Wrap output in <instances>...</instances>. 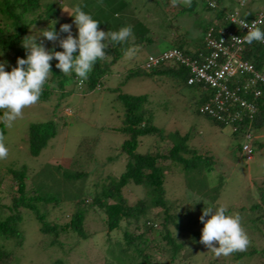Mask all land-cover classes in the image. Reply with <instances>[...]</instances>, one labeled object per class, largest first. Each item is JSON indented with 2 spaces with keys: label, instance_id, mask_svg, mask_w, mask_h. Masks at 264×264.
<instances>
[{
  "label": "rangeland",
  "instance_id": "374dc122",
  "mask_svg": "<svg viewBox=\"0 0 264 264\" xmlns=\"http://www.w3.org/2000/svg\"><path fill=\"white\" fill-rule=\"evenodd\" d=\"M77 1L84 5V0ZM129 1L128 16L131 23L133 24L135 20L144 21L151 42L135 44L138 52L134 58H127L123 53L120 58L113 61L103 75L99 88L90 91L80 90L72 85L71 80H67L65 84L69 90L65 91L63 96L55 88L47 99H40L36 104L25 108L22 118H18L11 128L5 129L9 156L5 160H0V204H9L10 196L17 194L16 181L10 173L21 169L22 164V170L26 171L27 188L31 187L32 176V180L38 184L42 176L50 174L52 182L55 183L60 169L84 170L87 173L86 186L89 191H94V187L99 188L101 178L107 174L119 175L124 170L126 162V154L120 150L121 144L129 136L120 130L125 106L123 101L118 99V95H145L143 107L150 123L165 134L170 132L187 134L186 142L191 152L184 155L188 157L193 152L201 157L192 159L191 162L196 160V166L189 169L170 159L158 160L164 170L165 198L170 201L185 198L184 200L188 202H195L200 198L208 201L209 205H226L229 214L241 216L242 225L253 243L252 247H258L260 250L264 247L262 236L264 203L260 197V194L264 193V126L254 130L256 141L253 157L246 161L240 151L242 135L233 133L232 125L220 126L199 113L198 109L204 98L203 89L186 85L181 75L152 73L142 68L148 54L178 46L177 41L180 39L184 45H191L193 40H196L195 44H201L206 28L204 23L214 18L213 12L206 10L200 0H196L197 5L192 10L183 4L173 6L171 0ZM251 1L250 11L255 12L259 8H264V2ZM64 2L53 18L46 22H33L31 26L25 28L24 38L35 36L36 43H43L46 49L55 50L49 49L51 46L63 51L59 41L54 43L41 35L47 25L50 29L52 21H57L54 27L60 39L68 35L60 32V25L65 23L72 25V35L78 36L74 18L69 15L75 4L72 6L71 0H67L70 6L68 7ZM235 2L236 0H221L218 4L230 10ZM24 22L26 25L29 24L28 16ZM42 25H45L43 29L40 28ZM44 40H47L46 44ZM109 59L108 56L107 60ZM47 121L50 124H46V131L40 126V132L46 136L53 135L47 139L38 155H32L28 142L29 127L33 122ZM154 137V134L140 136L137 151H149L154 143ZM257 141L261 146H257ZM170 144V138L163 139L160 152L166 153ZM48 175L46 180L50 182ZM38 187L41 189V185ZM146 191L147 188L143 184L128 182L122 193L127 201L132 203L143 197ZM70 202L63 199L58 207L50 211V207L45 204H38L37 207L40 212H46L48 220L63 222L69 214ZM254 204L257 206L249 208ZM20 211L21 220L17 227L19 226L21 232V237L19 236L21 242L17 244L16 237L5 238L0 235V249L6 251L9 257L3 262L0 260V264H49L57 258L65 264L103 263L101 252L106 247L103 244L106 228L102 214L92 210L87 214L84 227L89 234L92 233L87 238L77 240L74 235L66 237L59 234L57 239L60 242L52 243L53 235L39 231V224L32 211L26 207H20ZM260 214L262 217H259ZM157 223L155 222V225ZM128 230L138 233L143 228H137L133 222L128 226ZM120 231L115 232V237L121 236ZM214 244L219 246L218 242ZM208 251L210 250L201 243L196 250L191 247L181 250L180 257L189 256L193 252L191 257L193 264H207ZM151 252L154 254L155 251ZM263 259L264 254L260 256L253 254L243 257L241 262L233 259L232 255L213 260L217 264H261Z\"/></svg>",
  "mask_w": 264,
  "mask_h": 264
},
{
  "label": "trees",
  "instance_id": "16d2710c",
  "mask_svg": "<svg viewBox=\"0 0 264 264\" xmlns=\"http://www.w3.org/2000/svg\"><path fill=\"white\" fill-rule=\"evenodd\" d=\"M63 1L70 7L67 0H0V61H7L8 66L5 69L6 71L10 72L12 67L16 66L18 57L27 58V50L22 46V41L26 34L25 28L31 26L33 22H46L48 19L53 18L55 13L59 11V7ZM200 1L206 10L213 12L212 17L214 18L204 23L206 28L211 25V21L214 19H218V21L225 20V15L229 9H225V6L218 4V2L221 3V0H215L216 6L214 7L209 6L205 0ZM260 1L264 2V0ZM79 2L77 0H71L70 4L73 6L74 4H79ZM129 2V0H84V5H80L85 12L92 15L93 19L100 22V30L118 31L123 26L132 25L135 37L134 44H139L143 41L151 42V39L147 35L149 30L144 21L135 20L133 24L131 23L130 17L128 16L130 15L128 13ZM251 2V0H246V4L241 6L240 1L236 0L234 5H231L230 10H237L241 17L250 18L255 13L252 10L250 11ZM196 5L197 1L192 0V7L187 8L192 10ZM26 16L29 17L28 25L24 22ZM43 27L45 25H42L40 28L43 29ZM48 27L47 25L45 30ZM262 30H264V24ZM46 41L44 40V44H46ZM177 45L189 55L197 53L189 45H184L182 39L177 41ZM128 46L118 44L110 45L106 49L110 59L97 61L86 81L80 80L76 77L75 73L69 76L63 75L55 67L58 61L53 59L51 61L52 75L48 83L44 86V91L40 99H45L55 88L63 96L65 91L69 90L66 89L67 84L65 83L67 80H71L72 85L75 88H80V90L86 89L90 91L96 86H100V81L103 75L109 70L110 64L120 58L124 53V49ZM200 46H202V43L197 47ZM49 49L59 51L57 47L52 48L49 46ZM77 54L78 52L74 55ZM243 55L250 60L254 67L264 71V43L256 41L251 44L247 43ZM149 71L152 73L161 72L166 75L178 74L185 80L187 77L182 67L164 63L157 65ZM189 86L202 88L204 92L203 102L208 99L209 91L206 88L198 84ZM118 99H121L125 106L123 124L120 126V130L129 136L123 141L120 149L126 154L124 170L117 176L107 174L101 178L99 188L94 187V191L87 189V173L84 170L77 169L68 171H62L60 169L57 175L58 180H54L55 183L52 182L50 174H47L50 182L46 180L47 175H45L41 177L40 184L32 180V176L30 179L31 187L27 188L26 171L22 170V164L21 169L13 170L10 173L16 181L15 191L17 194L10 196L9 204H0V235H3L5 238L16 237L17 244H20L21 232H19V226L17 227V225L21 220L20 207H26L32 211L34 218L37 220L39 231L53 235L52 243L56 241L60 242L57 239L59 234L66 237H70L68 235H74L77 240H80V238L85 239L92 235L84 227V220L87 214L91 212L90 210H92V212H98L103 215L106 228V233L103 236V244L106 247L101 252L104 258L102 264H193L191 258L193 252L189 256L180 257L181 250L188 247L196 250L199 247L201 244L202 229L204 227L200 221L203 209L212 205L214 208L218 206H214V204L209 205L208 201L200 200V198L195 202H188L184 200L185 198H178L177 201H170L165 198L163 188L164 170L158 160L170 159V161L180 163L183 168L189 169V167L196 166V160L191 162L192 159H196L195 157L201 159V157L193 152L188 157L184 155L185 153L191 152V148L186 142L187 134L179 135L171 132L165 134V132L160 131L159 128L150 123L146 116V109L143 107L146 101L145 95L119 94ZM248 99L250 100L251 96ZM254 102L255 112L253 115L249 117L244 113L242 115V121L237 125L238 130L233 132L240 135V129L243 126L248 127L252 134L251 143L253 149L256 141L254 130L264 126V86L261 88V93ZM199 113L210 118L220 126L224 125L206 113L200 111ZM2 115L3 111H0V116ZM46 124H50L49 121L33 122L29 127L28 142L32 155H38L41 148L45 146L47 139L53 135L48 134L46 136L40 132V126H43V131H46ZM0 129H3L2 123H0ZM148 134L155 135L154 143L151 145L152 147L146 152L137 151V146L140 141L139 137ZM167 137L171 139V144L166 153H161L159 150L161 147L160 144L162 145V140ZM257 146H261L258 141ZM52 177L53 179L55 178V176ZM128 182L143 184L147 188L144 196L132 203L128 202L122 193L123 187ZM39 185H41V189L38 187ZM204 197L206 199V194ZM260 197L261 199L263 198L262 202L264 203L263 192L260 194ZM63 199L71 201L69 214L66 215L63 222L48 220L46 212H40L37 207L38 204H45L50 207V211L58 207ZM252 206H257V204L251 205L249 208H254ZM157 208L160 210H156ZM153 210L156 211L153 212ZM259 217H262V214ZM208 218L205 217V219ZM133 222L137 228L141 227L143 230L138 233L128 230V226ZM155 222H158L157 225H155ZM118 230H121V236L115 237V232ZM262 236L264 237V233ZM252 244L247 251L232 254V258L241 262L245 256H251L253 254L260 256L264 254V247L258 250V247H252ZM151 251H155L154 254ZM207 254L208 259L206 263L217 264L213 260L217 257L211 251H208ZM6 259H9L8 253L0 249L1 262ZM49 264H65V262L57 258ZM261 264H264V259Z\"/></svg>",
  "mask_w": 264,
  "mask_h": 264
},
{
  "label": "clouds",
  "instance_id": "9594fccd",
  "mask_svg": "<svg viewBox=\"0 0 264 264\" xmlns=\"http://www.w3.org/2000/svg\"><path fill=\"white\" fill-rule=\"evenodd\" d=\"M171 4L173 6L183 4L190 8L192 0H171ZM240 4L245 5L246 0H240ZM259 9L264 10V8ZM69 15L74 18V24L78 29L77 37L72 35V25L65 23L60 25V32L68 35L60 39L54 27L57 21H52V27L43 30L41 35L48 41L54 43L59 41V46L63 51L48 50L43 43H36L35 36H28L22 41V46L27 50L26 59L18 57L16 66L12 67L10 72L5 70L8 66L7 61H0V111H3L0 123L4 126L0 129V160H5L9 156L5 129L11 128L18 118H22L25 108L40 100L44 86L52 75L51 61L53 59L58 61L55 67L63 75L69 76L75 73L80 80L86 81L97 61H104L108 58L109 54L106 49L109 45H129L124 49V55L130 59L134 58L138 52V47L134 44L132 25L123 26L118 31L100 30V22L85 12L80 4H76ZM239 23L241 27L249 30L242 39L232 37L234 41L248 44L254 41L264 43V30L257 26L264 24V20L254 21L251 26L244 19H241ZM197 46L196 44L191 48L194 50ZM77 51L78 54L74 55ZM205 217L209 218L205 219ZM200 221L204 225L200 243L216 257H228L237 252H245L251 245L250 237L242 225L241 216L229 214V208L226 205L215 208L205 207ZM214 242H218L219 246H215Z\"/></svg>",
  "mask_w": 264,
  "mask_h": 264
},
{
  "label": "built area",
  "instance_id": "2783aa9c",
  "mask_svg": "<svg viewBox=\"0 0 264 264\" xmlns=\"http://www.w3.org/2000/svg\"><path fill=\"white\" fill-rule=\"evenodd\" d=\"M214 7V1L208 2ZM244 19L249 26L254 21L264 20V10L259 9L250 18L241 17L237 10H229L224 21L215 19L204 32L203 44L189 55L182 48L172 46L155 54H148L142 68L151 70L159 64L182 67L187 74L186 84H198L209 91V96L199 111L222 124L232 125V131L238 130V123L245 113L249 117L255 112V99L264 86V71L254 67L243 52L247 43H237L232 37L241 39L248 28L241 27ZM235 22V23H234ZM263 27V24H258ZM249 96L251 99L249 100ZM242 133L241 152L246 161L253 157L252 134L248 127L240 129Z\"/></svg>",
  "mask_w": 264,
  "mask_h": 264
},
{
  "label": "crops",
  "instance_id": "0c3cea01",
  "mask_svg": "<svg viewBox=\"0 0 264 264\" xmlns=\"http://www.w3.org/2000/svg\"><path fill=\"white\" fill-rule=\"evenodd\" d=\"M192 38H193V37H192ZM190 39H191V38H190ZM191 40H192V39H191ZM195 41H196V40H193L192 43H191V45H189V46H190V47L195 46V45H196V44H195Z\"/></svg>",
  "mask_w": 264,
  "mask_h": 264
}]
</instances>
